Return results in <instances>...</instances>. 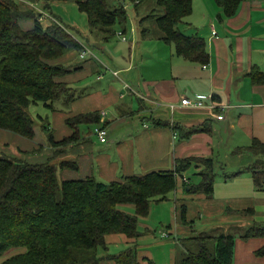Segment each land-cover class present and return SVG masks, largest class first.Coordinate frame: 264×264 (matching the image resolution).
<instances>
[{
    "label": "crops",
    "instance_id": "obj_1",
    "mask_svg": "<svg viewBox=\"0 0 264 264\" xmlns=\"http://www.w3.org/2000/svg\"><path fill=\"white\" fill-rule=\"evenodd\" d=\"M138 7L134 6L136 13ZM47 20L45 26L52 22ZM176 31L204 40L205 63L185 59L176 54L173 44L161 39L142 48L145 42L133 29L130 48L110 46L104 36L96 48L78 40L84 50L67 49L49 61L65 68L67 73L57 80L73 94L68 104L62 103L69 112L50 108L52 141L58 143L74 131L77 141L54 148L42 139L40 155L26 156L39 143L0 130V145H7L9 152L20 151L30 163L55 164L61 180L92 176L106 184L133 175L174 171L178 160L212 159L222 178L214 177L210 195L186 191L184 184L197 185L202 180L204 165L192 163L176 176L175 190L151 204L147 217L160 207L157 224L169 222L160 236L169 241L154 240L153 225L141 222L145 231L136 238L106 235V251H102L107 252L108 244L122 243L125 248L118 254L132 249L141 263L174 264L178 252L179 258L197 250L195 238L227 232L235 236L232 264H264V257L257 254L264 238H241L251 225L264 224V187L256 188L249 169L264 157L240 151L253 141L264 144V0H243L231 17H225L213 0H192L191 13ZM104 72L118 82L100 83ZM183 97L213 101L220 110L178 107L171 113L166 109V104L178 105ZM92 112H105V117L87 130L66 125L69 118ZM220 113L222 120L216 118ZM96 125L106 128V143L93 134ZM191 171L194 180L187 176ZM197 216L200 222L195 224ZM147 217L140 218L147 221Z\"/></svg>",
    "mask_w": 264,
    "mask_h": 264
},
{
    "label": "trees",
    "instance_id": "obj_2",
    "mask_svg": "<svg viewBox=\"0 0 264 264\" xmlns=\"http://www.w3.org/2000/svg\"><path fill=\"white\" fill-rule=\"evenodd\" d=\"M128 1L137 7L142 0ZM213 1L225 17H231L243 0ZM73 2L87 17L89 30L100 31L104 39L115 33L114 27L125 31L127 11L124 4H110L108 0ZM156 5L163 9V14L153 13L145 19H155L162 33L160 39L173 44L176 54L185 59L205 63L204 40L176 31V26L191 13L192 0H156ZM37 16L21 10L15 0H0V130L26 139L34 135L33 119L28 112L32 104L42 103L52 109L55 101L63 99L68 104L73 99L70 87L57 80L67 73L65 68L50 65L49 61L60 57L67 49L81 50L67 28L56 20L43 26ZM24 18L33 21L27 30L20 27ZM99 118L98 112H92L71 117L67 124L72 127L93 125ZM43 129L46 130V126ZM48 138L53 147L68 146L77 141V133L74 131L58 143L52 141V135ZM240 151L264 157V144L253 141ZM192 163L204 165L200 173L202 180L197 185L184 184L186 191L210 195L215 177L212 159L178 160L174 171L133 175L106 184L92 176L82 180H60L59 169L51 162L30 163L1 152L0 255L13 247L26 249L1 264H144L138 261L132 249L106 258L98 256V249H106L105 236L108 234L138 237V219L148 216L153 202L165 200L175 190L176 176ZM249 169L254 185L262 190L263 159ZM239 173L228 174L225 178ZM119 205H132L134 214L121 211ZM182 215L184 217V208ZM253 237L264 238V224L255 223L241 234L243 239ZM194 240L197 250L186 253L176 264H232L233 234L220 233ZM257 254L264 257V245Z\"/></svg>",
    "mask_w": 264,
    "mask_h": 264
},
{
    "label": "rangeland",
    "instance_id": "obj_3",
    "mask_svg": "<svg viewBox=\"0 0 264 264\" xmlns=\"http://www.w3.org/2000/svg\"><path fill=\"white\" fill-rule=\"evenodd\" d=\"M19 3V7L21 10L23 11H31L35 14H37V19H39L40 23L45 26L46 21H48L47 19L51 20H56L57 22H59L61 25H63L65 28H67L68 31H70L75 38L77 39V41L79 40L80 42L86 43L94 48L96 44H98L99 42V38H101L103 36V33H101L100 31L95 32V31H90L89 30V26H88V20L87 17L85 16V14L80 13L77 9L76 4L73 2V0H69L66 2H62V1H57V0H15ZM117 2H120L122 4H124L125 9L127 11V21H126V25H125V31L122 33V35H118V32L121 31L122 29L119 28V26L114 27L115 33L111 34L109 36V44L110 46H123V47H127L130 48L131 46V41L133 40L132 37V29L134 31H137L138 36H140V42L144 41L145 43L142 44V48H145V46H152L153 45V41L157 42V39H160L162 33L161 31L158 29L155 19L154 18H148V19H144L142 20V17L145 15H151V14H155L156 16H160L163 14V9L159 6L156 5V0H142L141 2L138 3V11L137 13L134 11V6H136L135 4L133 5L132 3H130L128 0H108V3L110 4H115ZM47 15V16H46ZM44 17H48L46 19H44ZM25 19V18H24ZM49 21V22H50ZM33 25V21L30 19H25L21 21V28L24 30H27L28 27L31 28ZM121 36H124L126 38V41H121ZM134 42V40H133ZM80 44V43H79ZM165 46H171V45H165ZM135 47H133L134 49ZM84 50L81 47L82 51ZM106 77L102 79V81L100 83H103V81L105 82H118L116 80L115 77H113L110 72H104L103 76ZM110 77V79H109ZM95 77H92V79ZM121 78V76H120ZM109 79V80H108ZM101 85V84H99ZM63 99H60L58 101H55L53 103V109L54 110H59L61 107L62 109H65L64 112H69L70 108H66L64 105L63 106ZM28 112L30 114V116L33 119V130H34V135L31 139L33 142H38V146H36V150L37 151H31L29 153L26 154V156H38L40 155L44 144H41L40 140L44 139L46 144L49 141L48 135H52L53 134V124L52 121V110H50V108L45 107L42 103H37V104H32L29 108H28ZM70 129L73 130V127L66 124ZM46 126V130L43 129V127ZM77 126H81V130H87L89 128H91L90 125L88 124H80ZM51 128L52 130H50L49 128ZM49 131V132H48ZM55 131V129H54ZM7 146V145H6ZM5 145L2 146L0 145V153L4 152L7 155L10 156H14V157H18V158H22V154L20 151H14L11 150V152H9L8 150H6ZM10 146V145H9ZM70 146V145H68ZM11 147V146H10ZM67 147V146H65ZM56 148V147H54ZM9 149V148H8ZM55 152L56 151L55 149ZM191 171L187 176L189 177L190 180H194V178L196 176L192 175ZM214 176L217 177V179L222 178V170H220L218 168V166H216L214 168ZM58 177L61 180V173L60 170H58ZM216 179V180H217ZM154 206V205H153ZM118 208L121 211H124L128 214L133 215L134 214V208L132 205H119ZM156 212L152 213L149 217H147V221H143L141 218L138 219V223H137V230L138 232H142L145 231L144 228H142V226H140L141 222H146L147 224H150L153 229L150 230V234L153 236V239L156 241H169L168 238L163 239L160 236V233H162V231H167V224L169 222H166V224L160 226L159 224H157V220L159 219V213H160V207H158V209H155ZM183 217V215H182ZM193 222L195 224H198L200 222V218L199 216L195 217ZM145 223V224H146ZM189 225H192L191 223ZM167 233V232H166ZM227 233V232H225ZM242 233V232H241ZM148 234V233H147ZM110 235V234H108ZM171 238L172 241H174V237L169 236ZM180 238L184 239V235H180ZM109 238H111L110 236H107V240H109ZM128 238V237H127ZM175 244V243H174ZM185 244H192L191 242L187 241ZM108 250L107 252H104L106 250L99 248L98 249V254H100V258H106L111 254H118L120 253V251L124 250L125 246L122 243L119 244H108ZM26 249L24 247H13L8 249L7 251H5L2 255H0V264L5 261L6 259L23 253ZM104 250V251H102ZM108 254V255H107ZM103 255V256H102ZM178 255H180V252H178ZM175 260V263H178L182 257L185 255L183 254L182 256H179L178 258ZM103 262H105V260H103Z\"/></svg>",
    "mask_w": 264,
    "mask_h": 264
},
{
    "label": "built area",
    "instance_id": "obj_4",
    "mask_svg": "<svg viewBox=\"0 0 264 264\" xmlns=\"http://www.w3.org/2000/svg\"><path fill=\"white\" fill-rule=\"evenodd\" d=\"M123 1V0H121ZM47 16V15H46ZM44 18H48V17H44ZM51 19V18H50ZM118 35H122V32L119 31ZM122 41H126V38L124 36H121ZM116 73H114L115 75ZM166 109L169 112H173L176 108L178 107H182V108H194V109H203V108H208L210 111L214 112V111H219L220 107H217V104L213 101L209 102V103H205L204 99H195V100H191L187 97H183L181 98L180 102L178 105L175 104H166ZM223 109H221L222 111ZM105 117V112H100V119H103ZM216 118L218 120H222L224 118L223 114H217ZM93 134L97 137V139L99 140L100 143H106L107 142V130L103 125H96L93 128ZM163 236H166V234H163Z\"/></svg>",
    "mask_w": 264,
    "mask_h": 264
}]
</instances>
